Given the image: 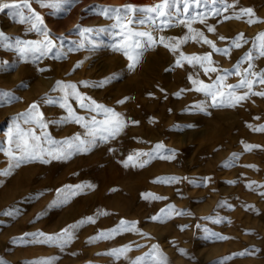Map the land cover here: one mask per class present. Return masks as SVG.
I'll list each match as a JSON object with an SVG mask.
<instances>
[{"label": "rangeland", "instance_id": "374dc122", "mask_svg": "<svg viewBox=\"0 0 264 264\" xmlns=\"http://www.w3.org/2000/svg\"><path fill=\"white\" fill-rule=\"evenodd\" d=\"M55 2L29 0L55 44L51 52L37 53L38 59L29 53L25 58L15 46H0V62H7L0 71V149L9 148L17 124L23 130L35 129L49 150L67 149L65 140L78 143L73 139L77 134L89 139L83 125L91 124L93 117L103 121L106 114L95 106L81 108L75 96H69L73 114L84 117L81 123L74 122L68 108L60 106L65 92L57 81L75 84L86 104L95 101L119 113L124 126L107 141L97 137L88 151L73 148L62 159L45 152L43 159L25 161L9 175H0V258L7 264L42 259L49 264H132L156 245L155 257L164 264H264V132L254 130L264 125V95L253 94L264 92V84L254 83L248 98L235 107H212L211 97L195 91L199 84L189 79L211 84L217 76H225L222 83L235 85L245 77L254 80L250 73L264 72L258 38L264 32V0H171L169 15L155 24L136 13L146 22L128 27L150 32L157 42L146 45L131 70L124 51L116 50L130 42L116 26V16L124 13L105 16L101 9L150 7L162 0H75L61 4L60 11L42 6ZM225 4L232 6L225 9ZM241 9H251L252 14H242ZM21 13L32 15L29 9ZM132 16L128 13L121 24ZM159 19L171 26L162 27ZM35 22L33 18L21 23L19 16L0 12V32L10 38L6 43L15 45L19 40L23 47L42 41L43 35L31 28ZM240 34L237 48L233 40ZM185 37L186 42H180ZM204 38L217 48H227L228 54L214 51ZM181 53L187 57L211 53V58L193 64ZM246 54L252 59H244L238 69L241 75H236L235 66ZM211 67L218 71L205 75V68ZM120 100L124 102L117 103ZM224 101L229 102L227 97ZM33 102L46 128L24 122L22 114ZM45 132L60 143L50 145ZM246 146L258 147L249 151ZM129 156L134 159L126 167ZM8 163L0 151V170ZM159 178L164 180L157 182ZM87 217L95 222L73 229L63 247L36 243L25 235L59 233ZM121 220L136 222L135 228L90 240L117 228ZM124 246L131 250L118 253L119 258L108 254Z\"/></svg>", "mask_w": 264, "mask_h": 264}, {"label": "snow or ice", "instance_id": "6c2138e0", "mask_svg": "<svg viewBox=\"0 0 264 264\" xmlns=\"http://www.w3.org/2000/svg\"><path fill=\"white\" fill-rule=\"evenodd\" d=\"M38 3H41L42 0H37ZM71 4L75 3V0H56L55 3H49L46 6L49 8H56L58 11L62 10L60 8L61 4ZM171 3V0H162L161 3L156 4L154 6L150 7H137L131 4L124 5L122 8H110V7H105L101 9V14L108 16L110 12H116L120 13L123 11L124 16H127L128 13H132V19L128 20L126 24H121V21L124 20V16L117 15L116 20H117V25L122 28V36L124 38H130V42L126 47L121 49L120 47H117L116 50H123L125 56L129 60L128 68L134 69L136 64L139 62L142 51L145 49L146 45L151 46L152 44H155L157 42L156 38L152 36L150 32L147 31H133L128 25L133 24V23H139L143 25L146 20L142 16L140 18L136 17V13H142L145 14L147 17V20L150 21L152 24H155L157 22L158 18H163L169 15V13L166 11V9L169 7V4ZM232 5H227L225 4L224 7L227 9L228 7H231ZM21 9H29V11L32 13L31 16L25 17L21 13ZM5 10L8 11V14L11 16H19L20 17V22L24 23L26 21H30L33 18L35 19V23L32 24L31 28L32 30H35L37 32H40L44 39L42 41H30L26 42L25 46H21V41L17 40L15 42V45L12 43H6L10 38L7 37L3 32H0V46L2 47H7V48H12L16 47L17 51L24 56L25 58L28 56L29 53L33 55L34 58H39L36 54L39 53V55H46L47 53L51 52L52 49L55 47V44L51 39H49V34L46 28H43V19L39 16V14L35 13L34 10L30 8V3L29 0H20V2H0V12H4ZM242 14H247L250 15L252 14L251 9H241L240 10ZM154 14V15H153ZM239 18V17H237ZM227 19V17H226ZM253 21L250 19L249 23H252ZM159 23L162 27H170V23L166 19H159ZM214 29L209 28V31H213ZM92 31L91 29H85L84 32H90ZM202 35V34H201ZM139 38H147L145 42H141ZM259 39H261V44H260V55L264 56V32L259 34ZM188 37L184 38V41L180 42H186ZM221 39H224L221 37ZM242 39V34H240L235 40H233V45L237 48L241 47V44L238 43V41ZM164 38L161 37L159 42L163 43ZM204 43L210 44L213 48L214 51L222 53L227 55L228 54V49H220L217 48L214 42L208 40L207 38H204ZM247 43V41H245ZM83 45H81L82 47ZM168 47L169 45H165ZM179 45L177 44L176 46L172 47L171 50L173 52L176 51V48ZM255 46V45H254ZM181 57L183 59L188 60L189 63H201L202 60H210L211 58V53L205 54L203 57L200 56H191L187 57L184 56L183 53H181ZM244 59L251 60V54H246L245 57L241 59L237 63L236 67V75H241L239 72V64L243 62ZM7 62H0V71L5 70V64ZM178 66H182L181 60L177 59L176 61ZM79 65H77L78 67ZM203 67V64H201ZM251 68V64H249V69ZM249 69H245V73L249 72ZM217 72V68L211 67V68H205V75L208 74V72ZM227 72V70H225ZM253 77H255L254 80H249L247 77L242 78L238 84L232 85V84H227L225 85L222 83L225 80V76H217L216 80L213 81L211 84L204 83L203 81H197L193 80L192 76H189V79L192 80L193 84H199V87H196L194 90L198 92H203L206 96L211 97L212 100V107H224V106H230V107H235L236 104L240 103L241 101L245 100L248 98L249 93L252 90L253 84L254 83H261L264 84V72L260 73H250ZM114 78V77H112ZM111 79V78H109ZM107 82V81H104ZM87 83V82H83ZM57 87H60L64 92L65 95L61 98L64 102L61 103V107H66L68 108L69 111V117L74 120L76 123H81L84 120V117L82 116H77L73 114V110L71 109L70 105L68 104V98L69 96H75V98L80 102L79 106L81 108L84 107H90V106H95L96 109L102 110L105 114L106 117L103 121H97L95 117L92 118L91 124L85 123L83 126L88 129L86 135L89 137L87 140L80 139L79 134H77L73 139L78 141V143L73 144L70 140H65L63 143L68 145L67 149L63 148H53L52 150L45 149L42 144H41V136L36 135L35 129H28V130H23L19 126V124L16 125L15 127V134L12 135L10 134L9 136V148L7 150L0 149V151H4L5 155L9 158V163L6 169L0 170V175H9L11 170L13 168H18L23 162L28 161V160H34V159H43V156L41 155L42 153H47L48 156H51L54 159H62L66 158L68 155L72 154V149L74 148L75 151H88L90 150V147L96 143L97 137H99L103 141H107L109 138H114L123 128L124 123L122 121V118L120 117L119 113L114 112V110L110 108H104L101 105H97L95 101L91 102V105L86 104L85 97H83L81 94L75 91L76 85L69 83V84H64L61 81H57ZM241 88H247L248 91H245L242 95H236L235 90L236 89H241ZM227 89V91H225ZM55 90V89H53ZM71 90V91H69ZM255 95H264V92L262 93H253ZM3 95L6 97L7 93H3ZM175 95H179V93H176ZM218 97L221 99L218 100ZM224 97L228 98V103H225ZM8 99H11L10 97ZM128 99L127 97L124 98V100ZM124 100L117 101V103H123ZM48 103H52L51 100L47 101ZM38 109V105L36 102H33L31 105H29V109L26 111V113L22 114L25 117L24 122L31 123L35 122L38 124L41 128H46L47 125L44 124L43 119H42V113L36 114V110ZM201 110H203L201 108ZM133 123H138L137 121H133ZM255 131H260L264 132V125H261L259 128H255ZM43 137L48 141L50 145H57L60 142L51 140L48 138L47 133H43ZM159 147V146H158ZM252 147H258V146H246V150H251ZM234 156L236 154H233ZM168 159H171L173 157H167ZM134 159L133 156H129L127 161H124L125 166L127 167L129 162H132ZM44 162H48L45 160ZM147 163V161H145ZM140 166H143L142 164ZM171 179H175L174 177ZM164 178H159L157 182L163 181ZM70 187V186H66ZM88 187H92L89 185ZM76 189H81L82 186H76ZM58 191H63V190H58ZM75 194V192H73ZM151 195V194H149ZM153 198L155 199H166L165 197H158L154 196ZM66 202V201H64ZM55 203V202H54ZM106 212H100L98 215H106ZM4 215H13L12 212H5ZM152 219H159V217H152ZM94 219L92 217H87L79 221L78 223H75L73 225H69L64 229H61L59 233L55 234H44L42 232L38 233H26L25 235H31L33 237V242L36 243H48V244H56L60 247H63L65 244L69 242V240L72 237V230L78 228L79 226L83 225L84 223H94ZM135 223L136 222H127L124 220L120 221V224L117 228L109 230L108 233L106 232H101L98 237H93L90 238V240H95L98 238H110V233L115 234L121 231L122 229L127 231V230H132L135 228ZM137 247H140V245H137ZM158 246L153 245L152 253H145L144 256L137 257L132 264H164L162 260H157L155 257V250L157 249ZM131 248L130 246H124L121 249L118 250H112L110 255H117L118 253H124L126 251H130ZM180 251L183 253L184 250L180 249ZM244 254V253H241ZM0 264H7L5 260L0 258ZM28 264H49L48 260H38V261H32L28 262Z\"/></svg>", "mask_w": 264, "mask_h": 264}]
</instances>
